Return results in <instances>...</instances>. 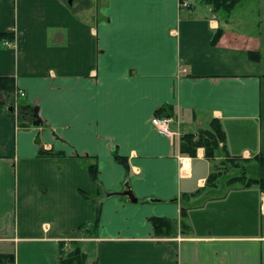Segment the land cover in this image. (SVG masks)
<instances>
[{"label": "crops", "instance_id": "1", "mask_svg": "<svg viewBox=\"0 0 264 264\" xmlns=\"http://www.w3.org/2000/svg\"><path fill=\"white\" fill-rule=\"evenodd\" d=\"M183 2L0 0V79L40 122L22 129L29 122L0 108V255L58 264L60 244L68 252L74 242L84 264H264V194L220 180L239 168L206 186L225 154L248 162L246 178L264 154V35L250 18L264 17V0H242L229 15ZM163 106L181 135L219 122L215 160L201 148L180 155L156 132L150 121ZM94 163L105 195L91 180ZM125 186L136 203L110 195ZM151 217L177 220L185 235L155 238Z\"/></svg>", "mask_w": 264, "mask_h": 264}, {"label": "trees", "instance_id": "2", "mask_svg": "<svg viewBox=\"0 0 264 264\" xmlns=\"http://www.w3.org/2000/svg\"><path fill=\"white\" fill-rule=\"evenodd\" d=\"M202 3L211 8L213 12H222L225 15H229L235 6H237L242 0H201ZM180 3L183 0H179ZM223 30L218 29L214 34L213 43H216L219 37L221 36ZM7 35H1L0 38H4ZM10 35H8V38ZM14 86L12 80L10 79H0V108H3L6 114L11 117L13 120L17 119L18 125L27 121L29 124L36 121V117L33 114V109L24 108V107H15ZM155 116L158 117H172V110L168 106H163L155 111ZM209 130H199L196 134H183L180 137L178 150L179 154L187 156L189 158L195 157L197 149L204 150V157L207 160L213 161L217 156V152L220 149L219 144L224 143V132L221 129L219 122L212 120L210 122ZM220 150H223L221 148ZM115 162L121 165L125 172L126 176L129 175L130 168L128 165V160L124 157L118 156L115 153L112 154ZM62 154L45 152L40 150L37 157L39 158H57L61 157ZM226 160L220 161L215 167L213 172L208 176L206 180V186L212 187L215 185L217 179L224 174L229 168H239L240 173L238 176L231 177L227 180L228 185H233L235 183L243 184L244 187H250L256 185L261 193L264 194V154L257 155L253 158V162L258 168V177L257 178H246V170L243 167V164H248V162L242 161L239 157H231L225 154ZM88 171L91 177L92 182L97 185L99 195H105L106 192L102 190L100 183L97 181V169L96 165L91 164L88 167ZM83 198L86 200H91L86 194H82ZM92 201V200H91ZM173 200H170L171 202ZM148 202H152L151 199ZM159 203H166L164 201H159ZM99 213V212H98ZM185 210L183 207L180 209V217H184ZM149 224L152 227L153 234L155 238L169 239L175 238L179 234L185 235L184 230L182 229L181 224L177 220H170L160 217H151L148 219ZM98 225V216L96 221L86 231V236H91L94 234L95 229ZM86 226H83L85 228ZM72 249L68 252H65L64 244H60V253L58 264H84L85 255L81 253L78 245L74 242L70 243ZM0 264H14V258L12 255H0Z\"/></svg>", "mask_w": 264, "mask_h": 264}, {"label": "built area", "instance_id": "3", "mask_svg": "<svg viewBox=\"0 0 264 264\" xmlns=\"http://www.w3.org/2000/svg\"><path fill=\"white\" fill-rule=\"evenodd\" d=\"M181 5H185L184 2L181 3ZM3 46L6 48H10L12 49L14 47L13 43L11 41H5L3 43ZM24 94L17 90L15 91L14 94V98L17 99L19 97H23ZM15 122L17 124V119L15 118ZM151 125L153 126V128L156 130V132L161 135L166 137L169 142L171 143V145H174V143H176V145H179V140L181 137L180 131L177 127L176 130H172L170 128V124L174 123L173 119L171 117H158V116H153L151 118ZM178 126V124H177ZM179 163H180V170L183 171L184 169L188 168V161L186 158L184 157H178Z\"/></svg>", "mask_w": 264, "mask_h": 264}, {"label": "rangeland", "instance_id": "4", "mask_svg": "<svg viewBox=\"0 0 264 264\" xmlns=\"http://www.w3.org/2000/svg\"><path fill=\"white\" fill-rule=\"evenodd\" d=\"M250 18L253 20V23H254V31H256L255 32V34H257V36L260 38V39H262V37H263V35L264 34H262L261 33V31L262 30H264V17H260V18H258L257 16H256V13H255V11L253 10L252 12L250 11ZM257 22H259L260 24V26L258 27V26H256L255 24L257 23ZM258 31V32H257ZM177 127H179V126H177ZM178 129H180V132H182L181 130V128H178ZM253 167H251L250 168V177H252V178H257L258 177V168H257V166L255 165V164H253L252 165ZM234 172V171H233ZM232 172V173H233ZM232 175L233 174H228V175H223V176H221L220 177V180L221 181H223V180H227L229 177H232ZM235 175V174H234Z\"/></svg>", "mask_w": 264, "mask_h": 264}, {"label": "water", "instance_id": "5", "mask_svg": "<svg viewBox=\"0 0 264 264\" xmlns=\"http://www.w3.org/2000/svg\"><path fill=\"white\" fill-rule=\"evenodd\" d=\"M39 124H40V122L37 120L31 123V125H33V126H38ZM29 126H30L29 123L20 124V128H22V129L28 128ZM110 195H118V196L126 198L130 203H136V199L134 198L132 192L130 191V189L127 186L124 187L123 191L117 192L114 194H110ZM159 201L160 200H152V202H156V203L157 202L159 203Z\"/></svg>", "mask_w": 264, "mask_h": 264}]
</instances>
